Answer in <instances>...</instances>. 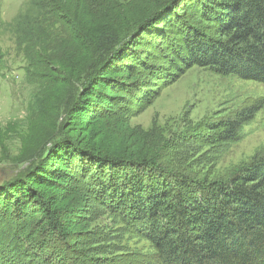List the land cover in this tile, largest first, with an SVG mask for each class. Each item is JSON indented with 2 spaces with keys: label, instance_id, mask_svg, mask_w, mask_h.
Returning a JSON list of instances; mask_svg holds the SVG:
<instances>
[{
  "label": "trees",
  "instance_id": "1",
  "mask_svg": "<svg viewBox=\"0 0 264 264\" xmlns=\"http://www.w3.org/2000/svg\"><path fill=\"white\" fill-rule=\"evenodd\" d=\"M126 1L25 0L11 21L0 20V29L33 79L60 75V85L72 89L60 106H71L90 126L132 113L139 99L142 105L153 98L156 80L194 66L264 83V0ZM254 111L222 122L221 142L237 140ZM62 136L45 149L53 147L65 167L59 178L152 242L156 256L146 264H264V154L226 180L208 181L153 145L125 158L120 150H85ZM50 159L0 181V264H84L80 252L46 241L60 235L56 214L34 221L18 191L34 173L53 182Z\"/></svg>",
  "mask_w": 264,
  "mask_h": 264
},
{
  "label": "rangeland",
  "instance_id": "2",
  "mask_svg": "<svg viewBox=\"0 0 264 264\" xmlns=\"http://www.w3.org/2000/svg\"><path fill=\"white\" fill-rule=\"evenodd\" d=\"M24 2L0 0V20L11 21ZM137 22L125 28L120 38ZM0 44L5 53L0 67V181L14 171L25 176L42 159L51 158L53 169L48 170H55L51 172L53 182L42 183L38 179L41 174L34 173L18 191L34 221H42L47 217L44 213L56 214L60 235L46 237V241L58 243L71 254L80 252L84 264H146L154 261L156 249L129 223L108 212L102 202L89 198L86 190L71 187L69 178H59L63 175L59 168L65 167L58 165L53 147L45 150L53 136L62 133L63 141L71 140L85 150L95 147L110 154L120 150L125 158L146 153L142 150L153 145V152H173L188 172L208 181L226 180L264 154L262 82L194 66L156 80L153 98L143 106L139 99L132 113L90 126L86 117L69 111L71 106H60L72 91L60 85V75L49 73L44 79H33L3 29ZM133 80L127 77V81ZM251 108L256 112L242 124L238 139L221 142L219 125L239 119ZM72 245L79 250H73ZM38 261L30 259L28 264H42Z\"/></svg>",
  "mask_w": 264,
  "mask_h": 264
}]
</instances>
